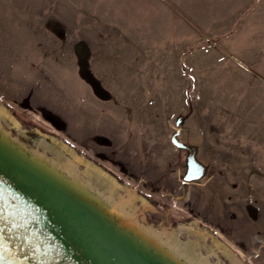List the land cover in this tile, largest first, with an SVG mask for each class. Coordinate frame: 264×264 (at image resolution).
Wrapping results in <instances>:
<instances>
[{
  "label": "rangeland",
  "instance_id": "rangeland-1",
  "mask_svg": "<svg viewBox=\"0 0 264 264\" xmlns=\"http://www.w3.org/2000/svg\"><path fill=\"white\" fill-rule=\"evenodd\" d=\"M0 104L10 135L56 160L38 144L62 142L139 222L264 264V0H0ZM175 130L202 178L181 179Z\"/></svg>",
  "mask_w": 264,
  "mask_h": 264
},
{
  "label": "water",
  "instance_id": "water-1",
  "mask_svg": "<svg viewBox=\"0 0 264 264\" xmlns=\"http://www.w3.org/2000/svg\"><path fill=\"white\" fill-rule=\"evenodd\" d=\"M177 134L170 140L186 151L183 181L202 178L207 167L196 145ZM0 258V264H192L1 125Z\"/></svg>",
  "mask_w": 264,
  "mask_h": 264
},
{
  "label": "bare ground",
  "instance_id": "bare-ground-1",
  "mask_svg": "<svg viewBox=\"0 0 264 264\" xmlns=\"http://www.w3.org/2000/svg\"><path fill=\"white\" fill-rule=\"evenodd\" d=\"M0 118H2L7 124L13 123L15 126H17V124L19 123V122L17 123V120L15 122L13 120V117H11L9 114H7V112L5 111L4 107L1 104H0ZM39 145L43 149H45V150L47 149L49 152H51L52 155H54V157L56 156L57 160L55 158H53L52 156H49V157H50V159L53 162H55L65 172L70 173L72 175H75V176L83 179L85 181V183H87L88 185H90L91 187H93L95 190H96V188H95L94 184L100 185V187L102 189H104L107 192H109L110 198L113 197V195L118 197L117 192H116V188H117L116 185H118V184H116V182L114 181V179H112L109 176H105L104 173L97 166H95V165L91 164L90 162H87L86 160H84V159L81 158V160L84 163H86V166H87V168L84 169L85 170V174H86V178H83L81 176V174H80L81 173V170H80V172H78L76 170L77 168H76L75 164L70 159H67L66 157H64L62 155L63 154V151L64 150H67V151H69V153H71L74 156V152H72V150H70V148H68L67 146H65L62 142L57 141L56 139H53L52 140V143H49V142H46L45 139H42V140L39 141L38 146ZM86 169H88V170L90 169L89 171H91L92 173L91 172H87ZM90 182L93 185L90 184ZM126 199L127 200H125V198H123V197H121L119 195V200H121V202L119 200L116 201V202L120 206L124 207L123 205H126L127 203H130L129 202L130 198L128 197ZM154 230L156 231L155 235L159 239L164 240V242H166L168 244V246L171 249H173L179 256H181L182 258L188 260L189 262H192V264L193 263L194 264H220L218 262H216V263L215 262L214 263L213 262H210L208 260V258H207V255L206 256L201 255L200 252L195 249L199 245L197 243L195 244V241L194 242L193 241L192 242L191 241H181V240L179 241L171 233L164 232V231H159L157 229H154ZM162 234H165L166 235V239L161 238ZM195 235H196V233H195ZM170 237L172 238V241L170 240ZM210 251H212V250L210 249ZM228 253L229 252H227L226 254H228Z\"/></svg>",
  "mask_w": 264,
  "mask_h": 264
},
{
  "label": "flooded vegetation",
  "instance_id": "flooded-vegetation-1",
  "mask_svg": "<svg viewBox=\"0 0 264 264\" xmlns=\"http://www.w3.org/2000/svg\"><path fill=\"white\" fill-rule=\"evenodd\" d=\"M9 133H10V131L9 130H7ZM12 136V135H11ZM13 137H15L18 141H20L21 143H23L26 147H28V148H30V149H36V148H33V147H31L30 145H28L25 141H22V140H20L17 136H15V135H13ZM156 173V174H155ZM154 174V177H150V175L148 176V185H149V187L151 188V189H153L154 191H156V190H161L160 188H162L161 186H160V177H161V173H159L158 174V172H155ZM182 176H183V174H182ZM182 176H181V179H182ZM83 183H85V181L83 180V179H81V178H79ZM183 180V179H182ZM145 182H146V180H145ZM185 182V181H184ZM87 184V183H86ZM90 186V185H89ZM181 188H182V186H181ZM175 189H173V191H174ZM184 190V189H183ZM182 191V190H181ZM167 195H171V192L170 193H166ZM98 195L102 198V199H104V200H106V201H108L111 205H113V207H115L117 210H119L120 212H122L124 215H126V216H128V217H133L134 219H135V221L142 227V228H144L145 230H147L148 232H150V233H152V234H154L155 235V233H156V231L154 230V228L153 227H151L150 225H148V224H143L142 222H139L137 219H136V215L135 214H131L130 212H129V210L127 209V208H125V207H122V206H120L116 201H118V200H116V199H114V198H110V195H109V192H107L106 190H103V189H100V188H98ZM136 214H137V212H136ZM161 240V239H160ZM162 242L164 243V244H166V245H168L166 242H164V240H162Z\"/></svg>",
  "mask_w": 264,
  "mask_h": 264
},
{
  "label": "snow or ice",
  "instance_id": "snow-or-ice-1",
  "mask_svg": "<svg viewBox=\"0 0 264 264\" xmlns=\"http://www.w3.org/2000/svg\"><path fill=\"white\" fill-rule=\"evenodd\" d=\"M0 259H2V258H0Z\"/></svg>",
  "mask_w": 264,
  "mask_h": 264
}]
</instances>
